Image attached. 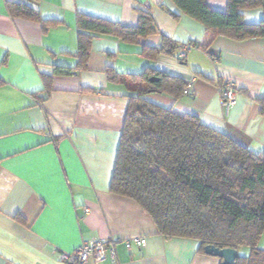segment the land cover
<instances>
[{
	"label": "crops",
	"instance_id": "obj_1",
	"mask_svg": "<svg viewBox=\"0 0 264 264\" xmlns=\"http://www.w3.org/2000/svg\"><path fill=\"white\" fill-rule=\"evenodd\" d=\"M7 3L51 24L44 29L11 16ZM206 3L220 12L227 7V0ZM140 11L151 13L156 33L136 42L98 35L86 67L76 68L77 15L135 27ZM241 13L249 24L264 19L259 7ZM162 35L176 43L174 54L150 57L144 47L158 46ZM184 44L192 47L181 59ZM108 68L125 82L108 80ZM146 69L193 81L178 98L148 91L143 99L264 150V111L256 101L264 95V37L213 35L172 0H0V264H63L81 242L109 238L116 260L88 264L221 263L196 239L163 236L135 201L109 191L132 89L126 76ZM224 80L236 92L227 111L218 92ZM132 236L144 237L145 245L127 249L124 239ZM257 246L264 249V231Z\"/></svg>",
	"mask_w": 264,
	"mask_h": 264
},
{
	"label": "trees",
	"instance_id": "obj_2",
	"mask_svg": "<svg viewBox=\"0 0 264 264\" xmlns=\"http://www.w3.org/2000/svg\"><path fill=\"white\" fill-rule=\"evenodd\" d=\"M172 1L213 35L232 40L264 37V19L249 24L241 13L256 7L264 10V0H227L225 12L212 9L206 0ZM6 7L11 16L38 21L44 29L51 24L29 7L12 3ZM77 29L76 68L86 67L91 41L98 35L136 42L157 32L151 13L143 11L135 27L79 14ZM175 49L176 43L162 35L158 46L144 47V52L155 57L173 55ZM105 72L108 80L125 82L112 69ZM152 76L158 80L150 81ZM126 78L132 89L127 92L109 191L135 201L165 237L196 239L203 251L206 245L237 251L247 247L248 253L238 254L234 264H264V249L257 246L264 231V150L253 151L195 115L142 98L148 91L180 97L187 84L181 76L164 71L149 74L146 69ZM44 82L49 91L51 79ZM256 101L263 112L264 95Z\"/></svg>",
	"mask_w": 264,
	"mask_h": 264
},
{
	"label": "built area",
	"instance_id": "obj_3",
	"mask_svg": "<svg viewBox=\"0 0 264 264\" xmlns=\"http://www.w3.org/2000/svg\"><path fill=\"white\" fill-rule=\"evenodd\" d=\"M192 44H184L181 47V52L179 57L183 58L185 53L190 50ZM193 77L187 82L183 89V93L187 94L190 92L191 82ZM218 92L222 99V106L227 111L230 106H232L236 101V92L233 83L229 80H224L218 85ZM88 211V209H85ZM124 243L127 249L132 247H141L146 243V239L140 236H132L124 239ZM115 261L117 257L115 240L109 239H92L88 241H83L78 245V247L73 251V253L68 254L64 257L63 264H88L90 261L100 262L106 257Z\"/></svg>",
	"mask_w": 264,
	"mask_h": 264
},
{
	"label": "water",
	"instance_id": "obj_4",
	"mask_svg": "<svg viewBox=\"0 0 264 264\" xmlns=\"http://www.w3.org/2000/svg\"><path fill=\"white\" fill-rule=\"evenodd\" d=\"M150 81L158 80L157 77H150ZM205 253L216 256L221 259L222 264H234L235 258L238 256V251L234 248H219L213 245H206Z\"/></svg>",
	"mask_w": 264,
	"mask_h": 264
},
{
	"label": "rangeland",
	"instance_id": "obj_5",
	"mask_svg": "<svg viewBox=\"0 0 264 264\" xmlns=\"http://www.w3.org/2000/svg\"><path fill=\"white\" fill-rule=\"evenodd\" d=\"M246 249H247V247H244V248H242V249H240V252L242 253L244 250L246 251ZM240 253V254H241ZM243 254V253H242Z\"/></svg>",
	"mask_w": 264,
	"mask_h": 264
}]
</instances>
